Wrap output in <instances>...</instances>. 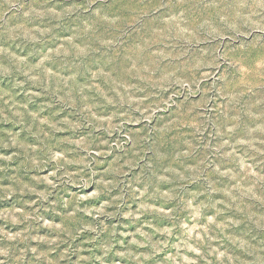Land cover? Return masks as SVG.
<instances>
[{
	"label": "clouds",
	"instance_id": "clouds-1",
	"mask_svg": "<svg viewBox=\"0 0 264 264\" xmlns=\"http://www.w3.org/2000/svg\"><path fill=\"white\" fill-rule=\"evenodd\" d=\"M0 78V264H264V0H0Z\"/></svg>",
	"mask_w": 264,
	"mask_h": 264
},
{
	"label": "rangeland",
	"instance_id": "rangeland-1",
	"mask_svg": "<svg viewBox=\"0 0 264 264\" xmlns=\"http://www.w3.org/2000/svg\"><path fill=\"white\" fill-rule=\"evenodd\" d=\"M8 86H10L9 82H8L6 79H2V78H0V87H8ZM33 107H35V105H33ZM210 111H211V109H210ZM9 126H10V125H9ZM0 130H2V129H0ZM206 134H209V135H210V132H209V133H206ZM43 175H45V176L48 175V172H44ZM43 187H44V186L41 185V188H43ZM194 194H195V192H194ZM25 199L27 200L28 197H25ZM32 199H34V197H33ZM217 200H218V202H221L220 199H219V193L217 194ZM14 202H15V198L13 199V201H0V213H2L3 211H7L9 208H11V207H12V203H14ZM134 208H135V205H132L130 210H134ZM38 212H39L41 215L44 216V218H45L46 221H49V222H55V223L59 224V220H60V218H59V217H55V216H53V215L51 214V212H50L49 209H46V208H39V209H38ZM138 219H142V218L138 217ZM3 223H4V221H3L2 219H0V224H3ZM106 223H108V224L111 226V225L114 224L115 222L112 221V220H108V221H106ZM8 227L11 228L12 225L9 224ZM17 227H19V226H17ZM131 231H135V227H132V228H131ZM37 232H38L40 235H45V234L48 232V228H47V227H37ZM104 238H106V234H105V235L102 234V235L100 236V238H99V240H98V243H102L103 240H104ZM83 242H84V241H81V243H83ZM41 247L44 248V247H46V246L41 245ZM118 247H119V246H118ZM121 250H122V249H121ZM141 250L143 251V249H141ZM87 254H88V253L86 252L85 255H87ZM97 254H99V252H97ZM163 258H164V254L161 253L160 256H159L157 259H163ZM76 259H77V257H73V260H76ZM115 260H120V257H115V258H114V261H115ZM114 261L110 262V264H114Z\"/></svg>",
	"mask_w": 264,
	"mask_h": 264
}]
</instances>
